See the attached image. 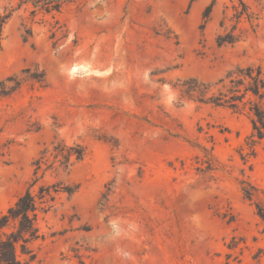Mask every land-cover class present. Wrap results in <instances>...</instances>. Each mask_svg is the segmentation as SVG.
<instances>
[{"label":"rangeland","instance_id":"rangeland-1","mask_svg":"<svg viewBox=\"0 0 264 264\" xmlns=\"http://www.w3.org/2000/svg\"><path fill=\"white\" fill-rule=\"evenodd\" d=\"M243 1L256 27L242 22L226 45L237 0H73L53 17L12 16L0 81L21 85L0 99V214L33 180L35 196L59 189L27 264H264V139L246 146L257 100L233 110L180 92L264 70V0ZM57 144L86 155L64 171ZM241 182L259 189L257 202Z\"/></svg>","mask_w":264,"mask_h":264},{"label":"trees","instance_id":"trees-1","mask_svg":"<svg viewBox=\"0 0 264 264\" xmlns=\"http://www.w3.org/2000/svg\"><path fill=\"white\" fill-rule=\"evenodd\" d=\"M3 5L0 9V44L2 41V31L4 26L19 12H28L29 17L34 20L37 17L45 18L60 14L63 8L73 2V0H0ZM213 4H210L203 11L201 30H204L209 21ZM257 15L251 11L243 0H237V4L231 6V16L229 21L233 23L227 38H218V45L235 44L242 38L243 29L238 26L242 22L248 23L252 29L256 27ZM223 27V26H222ZM236 31H239L236 33ZM31 37L29 32L23 35V42H27ZM21 85V80L11 76L0 81V99L12 95ZM216 90L215 92H212ZM180 92L183 96L191 97L194 93L201 95V103L210 104L214 107L229 108L237 110V102H242L248 94L257 101H249L250 123L252 133L246 143L247 149L252 150L255 144V137L258 140L264 139V70L261 66H250L237 68L227 74L214 84L197 83L189 80L182 84ZM212 92L210 97H206ZM86 153L83 147L75 145L67 147L65 144H57L53 147L52 158L54 162L68 171L73 163L84 159ZM40 160L35 161L36 170L40 169ZM206 170L211 171V165L206 163ZM36 180L21 194L16 202L9 207L5 213L0 214V264H27L35 259V253L31 244L41 240L43 236L39 233L37 219L40 214L46 213L50 208V203L59 192L58 188L40 187L37 195H33L31 187ZM241 193L248 201L259 200V189L247 182H241ZM68 194H73L74 190L67 188ZM260 217H264V209L256 206ZM229 249H232L229 246Z\"/></svg>","mask_w":264,"mask_h":264}]
</instances>
